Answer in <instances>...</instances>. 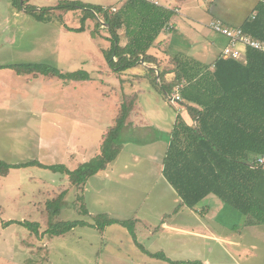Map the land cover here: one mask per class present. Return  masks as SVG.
I'll use <instances>...</instances> for the list:
<instances>
[{
  "label": "rangeland",
  "instance_id": "374dc122",
  "mask_svg": "<svg viewBox=\"0 0 264 264\" xmlns=\"http://www.w3.org/2000/svg\"><path fill=\"white\" fill-rule=\"evenodd\" d=\"M30 1L25 5L31 4L40 9L54 8L67 0ZM116 1L120 0L82 2L99 5ZM40 4L42 6L37 7ZM102 6L110 11L121 8L119 5ZM23 9L17 7L15 0H0V66L42 62L57 66L63 72L85 69L90 72L91 79L77 81L41 73L19 74L8 67L5 71L0 70V159L9 163L37 159L47 165L63 163L74 169L85 157L92 156L98 149L101 152L104 134L116 124L124 100L131 101L133 96L138 97L136 104L139 105V111L132 119L138 125H150L147 123L150 117H160L161 120H152L162 128L166 127L164 124L168 121L167 117L174 110L164 107L163 99L165 97L174 105L172 98L177 93L165 94L158 74L166 69H174L177 63L170 61L171 65L161 66L156 71V65L142 61L134 68L116 71L109 66L104 54L111 44L107 39L109 33L104 25L97 26V19L102 21V13L93 18L89 17V10L57 9L49 11L51 20L44 22L38 20L34 13ZM13 10L21 15L14 16ZM85 16L88 17L85 30L76 31L82 26ZM177 28L167 31L164 50L167 51L171 46L174 49L171 50L178 51L183 58L199 57L198 50L202 48L197 45L192 47L191 43L194 37L190 33L194 30L186 25L190 31L186 35L180 34ZM206 29L208 32L214 31L212 28ZM120 33L123 44L126 39L125 30L121 29ZM172 35L179 41L174 39L173 42L170 39ZM222 45L219 43L214 46L216 51L212 54H216ZM151 67L156 68L154 72ZM68 127L70 134L73 131L71 136L68 135ZM140 131L136 134L129 131L121 136L123 144L127 143L128 146L116 164H112L117 165L110 172L112 180L91 177L93 191L87 199V184L84 187L73 186L69 176L67 179L66 174L48 168H15L7 176H0V264H98L101 258H105L104 264H128L126 262L130 260L128 250L131 245L128 237L132 234L127 227L116 224L120 226L113 234L108 233L115 239L108 243V248L104 245L108 242L107 238L104 239L98 230L89 225L76 227L60 236H52L45 233L52 221L47 201L58 197L63 191L67 193L61 213L53 218L54 221L79 219L93 223L95 216L90 212H81L84 201L80 198L82 195L86 206L97 214L113 212L114 215L110 213L113 217L136 219L139 222L138 217L155 224H160L158 218L161 216L171 221L170 215L177 209L179 197L175 189L168 188L162 180L161 174L152 165L154 162L143 159L150 154L144 151L153 147L156 150L162 149V146H140L135 141L156 137L164 140L169 134L148 128H141ZM127 136L134 140L125 141ZM82 139L88 147H85L86 153L80 155L82 148L79 144ZM93 146L95 149H92ZM130 154L133 156L132 162L125 169V160L131 158ZM138 158L141 160L137 161ZM18 220L39 222V233L16 223ZM145 228L143 222L136 227V232H139L141 242L150 251H164L173 258H197L201 260L200 264H204L202 262L206 254L203 242L198 243L196 251L190 254L187 241H179L181 247H178V239L172 232L161 237L148 236ZM122 239L124 249L120 250L118 247ZM119 255L122 258L116 257ZM136 257L149 259L139 254ZM220 257L226 258L224 255ZM224 263L231 264L226 259Z\"/></svg>",
  "mask_w": 264,
  "mask_h": 264
},
{
  "label": "trees",
  "instance_id": "16d2710c",
  "mask_svg": "<svg viewBox=\"0 0 264 264\" xmlns=\"http://www.w3.org/2000/svg\"><path fill=\"white\" fill-rule=\"evenodd\" d=\"M30 0H15L17 7L35 14L49 22V11L57 9L89 10V17L102 13V21L109 33L110 48L104 51L110 67L122 72L143 62L154 63L160 68L163 61L150 53L159 34L165 30L176 14L169 8L148 0H130L116 11L102 5H89L78 0H67L57 7L36 9L27 4ZM87 8V9H86ZM256 13L249 17L242 28L245 33L264 41V0L255 7ZM76 31L85 30V20ZM125 30L126 42L122 44L120 30ZM246 59H234L221 54L213 64L176 55L171 60L177 63L175 76L167 77L168 71L159 72L161 88L165 94L179 93L180 103L189 113V123L178 113L169 135V147L164 158L163 174L182 199V205L195 207L207 195L215 194L224 202L241 211L249 222L264 224V164L258 158L264 156V51L247 46ZM13 68L19 74L41 73L66 80H88L91 74L85 69L63 72L49 63L2 65ZM155 71V67L150 68ZM178 88V91L176 90ZM126 97V96H125ZM128 97V96H127ZM138 97L124 100L116 124L104 134L101 152L76 168L66 164H44L37 159L9 163L0 159V176H7L15 168L40 166L69 176L73 186L80 187L94 175L104 170L120 154L122 132L128 118L136 108ZM66 191L47 201L50 217L45 233L60 236L78 226H92L103 231L107 226L120 224L127 227L137 241L136 219H121L109 213L93 215L94 221L59 220ZM84 199L83 195L80 197ZM83 201L81 212L89 214ZM11 221V220H10ZM39 233L36 221H15ZM140 245V244H139ZM141 246V245H140ZM141 248L147 253L146 248ZM152 257L171 261L164 252H149ZM193 264H200L193 261Z\"/></svg>",
  "mask_w": 264,
  "mask_h": 264
},
{
  "label": "crops",
  "instance_id": "0c3cea01",
  "mask_svg": "<svg viewBox=\"0 0 264 264\" xmlns=\"http://www.w3.org/2000/svg\"><path fill=\"white\" fill-rule=\"evenodd\" d=\"M35 1V0H34ZM44 1V0H43ZM84 2H89V0H81ZM182 1V2H181ZM260 0H159L161 5H164L169 8H175L176 14L172 18L171 24L163 30L158 38L156 39L155 45L150 49V53L155 55L160 61H163V64L161 66H167L171 65L173 63V60H171L174 56L179 55L182 56L178 51H172L171 46L167 48V51H165V43L167 40V31H171L173 29L179 30L180 34L185 33L187 35V32L190 33L189 30H187L186 25L189 26L191 29L194 30L192 36L194 37V40L191 42L193 46L201 47V50H198L199 57H191V56H185V58L189 59H195L200 61L203 64H213L218 57L221 56L222 50L224 46L227 44L226 38L215 31L208 32L206 28L211 29L210 23L213 20H221L225 24L230 26H239L242 27V25L245 23V21L251 17L255 11V7L259 3ZM32 2V0L30 1ZM127 1L120 0L119 2H112V3H103L99 5H119V7L126 3ZM42 4L37 5V7H41ZM45 6V5H43ZM24 10V9H23ZM14 16H20V12L16 10V12L13 10ZM195 22L196 24L193 25L192 22ZM126 37V36H125ZM170 39H176L175 41H179V39L172 35ZM126 42V39L125 41ZM219 43H223L222 47L217 50L216 54H212L216 51L214 46H216ZM176 45L178 43L175 42ZM173 49V48H172ZM174 50V49H173ZM172 51V52H171ZM205 58H208L209 60H204ZM171 61V63H170ZM146 63V62H145ZM155 65L154 63H151ZM149 66V65H148ZM150 67V66H149ZM3 69V70H2ZM0 70L5 71L6 68H1ZM156 71H159L158 68ZM168 71L167 77L171 78L175 76V68L174 69H166ZM164 107H170V109L174 110V113L167 117L168 121L164 124L166 127L162 128L157 123H154L152 119H158L161 120L160 117H150L147 121L150 125H138L135 120H133V116L135 117V114L139 111V105H136V108L130 116V121H127L126 126L123 129L122 135L127 132H131L132 134H136L137 132H141V128H148L149 130H154L158 132L165 131L169 135L172 132V129L174 127V124L176 122V118L178 113L182 114L183 117L191 123L192 120L190 119L189 113L184 105L180 103L181 100L178 102H174V105H171L165 97L163 99ZM177 104V105H176ZM66 111H68V107H66ZM144 117V116H143ZM166 117V115H165ZM146 118V117H144ZM151 122V123H149ZM69 133L68 135H72L73 131L70 134V128L68 127ZM131 134V135H132ZM129 135V134H127ZM169 135L167 136V139L156 137L154 139L149 140H142V139H135L137 142L136 144H139L140 146H157L161 145L162 149H150L144 152H148V157H143V159L148 160L149 162H154L152 165L158 170V172L161 174L162 180L166 182V185L168 188L172 189V185L168 182V180L165 178L163 174V167H164V158L166 155V152L169 147ZM161 137V136H160ZM79 139V138H78ZM125 141H133L134 139L130 137H126ZM68 141V139H67ZM129 142V143H130ZM69 144V143H68ZM79 146L82 148V155L83 153H86V143L82 139L81 144ZM127 143L123 144L122 152H125L124 150L127 147ZM99 148V147H98ZM92 149H95L94 146ZM91 149V150H92ZM90 151V149H88ZM92 156H89L88 158H84L82 162H85L89 160L90 158L94 157L98 153H100V150L98 149L96 152H93ZM120 154L118 157L111 162L108 167L104 170H101L98 174L94 175L93 177H99L103 179H111L110 172L111 170H115V167L117 165H112L113 163L116 164ZM131 157V154H130ZM264 156H260L258 159L262 158ZM132 158L126 159L124 168L128 169L130 163L132 162ZM141 158H138L137 161H140ZM81 162H78L73 168H76ZM114 166V168H113ZM72 169V168H71ZM118 169V168H117ZM66 178L68 179V175H66ZM93 178H90L88 182L86 183V189H85V197L88 198V194L92 193L93 189L91 186H93L91 182ZM70 181V180H69ZM174 188V187H173ZM176 191V190H175ZM179 200H178V207L175 208L173 214L170 215V220L168 221L167 217L158 218V223H150L146 222L145 220H142L137 217L136 227L139 224H142L145 222L146 225V231L148 232V236H154L158 235V237H161L165 233H173L174 236L178 239V247H181L182 240L187 241L189 244V251L190 254L194 253L196 251V248L198 247V243L203 242L204 246V253L206 256L204 257V260L202 263L204 264H225V259L231 263V264H264V224H258V223H251L249 222V218L244 215L241 211L234 208L230 204L224 202L222 199H220L215 194H209L207 195L200 203H198L195 207H188L186 205H182V199L179 196L178 192L176 191ZM90 214L95 215L97 212H94V210L89 209ZM114 215L115 213L109 212V214ZM185 215V216H184ZM149 219V218H145ZM93 220V219H92ZM94 221V220H93ZM110 225L107 226L103 231H100L96 229L95 227H92L96 230H98L103 238H107L108 242H105V248L109 247V242H114L115 239L112 237V235H108V233L114 232L116 228L120 225ZM79 227V226H78ZM83 227V226H82ZM85 227V226H84ZM89 227V226H86ZM91 227V226H90ZM139 232H137V241H134L132 235L128 237V239L131 242L130 250H128V256L130 260L127 261V258L125 261L128 264H193V261H201L197 260V258H191V257H170L169 254L165 253L164 251H150L145 247V245L141 242L139 237ZM113 234V233H112ZM183 242L184 246L186 242ZM194 242V243H192ZM146 248L149 252L156 253V252H164L171 261H166L164 259L152 257L149 252H145L141 246ZM192 244V247H191ZM201 244V243H200ZM120 247H118L120 250L124 249V241L123 239L120 241ZM140 247V248H138ZM142 253H141V251ZM121 253V252H120ZM189 254V252H187ZM136 254L144 255L146 258L144 259L141 257V259L136 257ZM204 254V255H205ZM226 257H220V256ZM122 258L121 255L116 256ZM213 257V258H210ZM148 260H150L148 262ZM122 260H117V262ZM105 258L99 259L98 264H104Z\"/></svg>",
  "mask_w": 264,
  "mask_h": 264
},
{
  "label": "built area",
  "instance_id": "2783aa9c",
  "mask_svg": "<svg viewBox=\"0 0 264 264\" xmlns=\"http://www.w3.org/2000/svg\"><path fill=\"white\" fill-rule=\"evenodd\" d=\"M148 1L160 4L159 0ZM210 26L216 33L224 36L228 40L222 50V55L225 57H232L246 62L247 59L245 49L247 46L264 51V41L245 33L242 27L230 26L218 19L211 21ZM176 90L178 91V88H176ZM172 99L173 102H175L176 100L179 101L182 98L180 94L177 93ZM258 161L259 163L264 164V157L258 159Z\"/></svg>",
  "mask_w": 264,
  "mask_h": 264
}]
</instances>
